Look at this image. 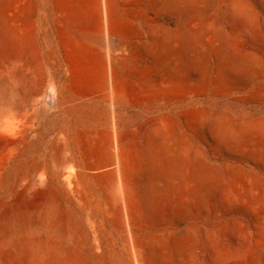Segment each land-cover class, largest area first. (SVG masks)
<instances>
[{
	"label": "rangeland",
	"instance_id": "374dc122",
	"mask_svg": "<svg viewBox=\"0 0 264 264\" xmlns=\"http://www.w3.org/2000/svg\"><path fill=\"white\" fill-rule=\"evenodd\" d=\"M4 2L0 0V81L12 67L4 59ZM29 10L28 17L35 16L36 40L22 62L32 66L25 67L29 80L14 110L23 121L25 145L0 175V264H72L67 255L71 243L53 260L52 225L38 227L44 241L35 252L7 235L6 222L16 213L44 215L52 207V191L65 230L72 241H83L84 264H139L129 234L108 215V194L92 179L94 172L87 168L86 189L79 197L52 183L58 168L52 154L58 148L63 157L75 152L72 130L77 122L67 94L52 88V83L63 85L66 75L52 61L51 1L40 0L36 10ZM88 20L94 22V16ZM183 24L184 65L195 77L198 111L195 257L189 254L188 206L177 209L168 184L159 211L139 232L158 242L140 264H264V0H196L194 6L186 4ZM49 92L52 106L46 103ZM83 93L87 99L99 95ZM188 105V100L180 103L184 109ZM161 108L155 104L147 110ZM130 113L138 122L144 112L135 107ZM99 130L103 127L85 132L87 150L97 145Z\"/></svg>",
	"mask_w": 264,
	"mask_h": 264
},
{
	"label": "bare ground",
	"instance_id": "6f19581e",
	"mask_svg": "<svg viewBox=\"0 0 264 264\" xmlns=\"http://www.w3.org/2000/svg\"><path fill=\"white\" fill-rule=\"evenodd\" d=\"M50 1L52 61L60 63L66 75L63 85L52 83V88L57 93L62 88L67 94L77 122L72 130L75 152L63 157L58 148L52 154L58 164L52 183L79 197L86 189L87 168L94 172L92 179L103 184L108 194V215L129 234L139 264L147 249L154 251L158 244L139 232L159 211L171 184L177 209L188 206L189 254L195 257L198 111L195 77L184 65L183 16L186 4L194 6L196 0ZM4 3V59L12 62V67L0 81V175L24 150L23 121L14 110L29 80L25 67L32 66L22 62L29 59L36 40L35 16L28 17L29 9L34 6L36 10L40 0ZM89 15L94 16V22L88 20ZM87 22L91 25L84 28ZM83 92L99 95L87 99ZM184 100L189 101L185 109L180 106ZM98 102L104 103V109ZM155 104L162 108L148 113ZM135 107L144 112L138 122L130 113ZM99 127L103 130L96 132L97 145L87 150L85 132ZM55 194L52 191V207L44 215L16 213L6 222L7 235L35 252L44 241L38 227L52 225L53 260L71 243L69 260L84 264L83 241H72L65 230Z\"/></svg>",
	"mask_w": 264,
	"mask_h": 264
},
{
	"label": "built area",
	"instance_id": "2783aa9c",
	"mask_svg": "<svg viewBox=\"0 0 264 264\" xmlns=\"http://www.w3.org/2000/svg\"><path fill=\"white\" fill-rule=\"evenodd\" d=\"M46 103L52 106V93L51 92H49L46 97Z\"/></svg>",
	"mask_w": 264,
	"mask_h": 264
}]
</instances>
